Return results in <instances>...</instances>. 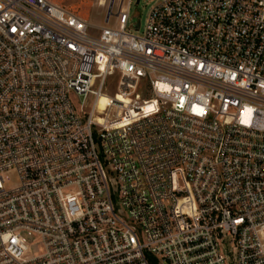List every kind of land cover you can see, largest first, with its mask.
<instances>
[{
  "label": "built area",
  "instance_id": "built-area-1",
  "mask_svg": "<svg viewBox=\"0 0 264 264\" xmlns=\"http://www.w3.org/2000/svg\"><path fill=\"white\" fill-rule=\"evenodd\" d=\"M116 9L0 0V264H264V0Z\"/></svg>",
  "mask_w": 264,
  "mask_h": 264
},
{
  "label": "rangeland",
  "instance_id": "rangeland-1",
  "mask_svg": "<svg viewBox=\"0 0 264 264\" xmlns=\"http://www.w3.org/2000/svg\"><path fill=\"white\" fill-rule=\"evenodd\" d=\"M60 4L66 9L75 11L78 15L87 20L94 26L109 25L114 26L116 21L113 15L116 12L117 4L122 0H51ZM138 1V2H137ZM159 0H123V7L127 8L129 23L134 24L140 22V29L142 30L146 21L149 9ZM111 7V8H110ZM110 9L108 16L109 20L106 21V16ZM110 92L115 90V85H108ZM105 100L102 101V104ZM39 247L35 249L38 251Z\"/></svg>",
  "mask_w": 264,
  "mask_h": 264
},
{
  "label": "bare ground",
  "instance_id": "bare-ground-1",
  "mask_svg": "<svg viewBox=\"0 0 264 264\" xmlns=\"http://www.w3.org/2000/svg\"><path fill=\"white\" fill-rule=\"evenodd\" d=\"M103 100H105L104 95H102V97H101V99H100V105H103V104H102V101H103Z\"/></svg>",
  "mask_w": 264,
  "mask_h": 264
},
{
  "label": "water",
  "instance_id": "water-1",
  "mask_svg": "<svg viewBox=\"0 0 264 264\" xmlns=\"http://www.w3.org/2000/svg\"><path fill=\"white\" fill-rule=\"evenodd\" d=\"M138 2V1H137ZM111 8V7H110ZM110 14V9H108V13H107V16H106V21L108 20V16Z\"/></svg>",
  "mask_w": 264,
  "mask_h": 264
}]
</instances>
